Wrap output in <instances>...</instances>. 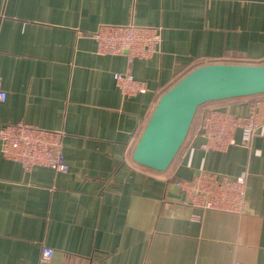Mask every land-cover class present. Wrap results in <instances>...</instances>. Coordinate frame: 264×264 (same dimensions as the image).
I'll list each match as a JSON object with an SVG mask.
<instances>
[{
    "label": "crops",
    "instance_id": "1",
    "mask_svg": "<svg viewBox=\"0 0 264 264\" xmlns=\"http://www.w3.org/2000/svg\"><path fill=\"white\" fill-rule=\"evenodd\" d=\"M161 27L150 57L97 52L102 26ZM205 63H264V0H0V125L63 132L65 172L0 152V264H264V94L199 106L165 171L132 150L159 96ZM145 90L123 94L115 74ZM224 149L203 148L214 108L247 116ZM200 170L246 174L240 213L185 203ZM44 247L52 257L41 262Z\"/></svg>",
    "mask_w": 264,
    "mask_h": 264
},
{
    "label": "built area",
    "instance_id": "2",
    "mask_svg": "<svg viewBox=\"0 0 264 264\" xmlns=\"http://www.w3.org/2000/svg\"><path fill=\"white\" fill-rule=\"evenodd\" d=\"M97 52L124 54L133 58H148L157 52L161 42V27L125 25L102 26L95 33ZM116 84L123 94L143 92V83L128 74L116 73ZM0 84V101L5 99ZM255 107L247 116L231 114L214 108L208 109L200 123L199 135L205 139L203 148L224 149L234 143L233 134L241 130V145L249 146L258 125ZM63 132L44 129L24 122L0 125V152L8 160L19 163L25 170L47 166L65 172L67 165L62 150ZM246 174L228 176L200 170L192 180H184L177 186L184 195L185 203L191 207L240 213L244 208ZM53 255L51 248L44 247L41 262ZM232 264H244L235 260Z\"/></svg>",
    "mask_w": 264,
    "mask_h": 264
},
{
    "label": "water",
    "instance_id": "3",
    "mask_svg": "<svg viewBox=\"0 0 264 264\" xmlns=\"http://www.w3.org/2000/svg\"><path fill=\"white\" fill-rule=\"evenodd\" d=\"M258 94H264V63L194 67L159 96L132 150V160L165 171L182 146L199 106Z\"/></svg>",
    "mask_w": 264,
    "mask_h": 264
}]
</instances>
